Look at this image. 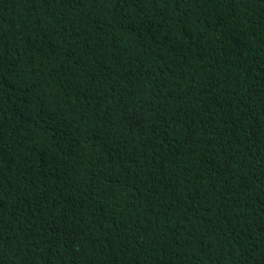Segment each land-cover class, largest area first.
<instances>
[{"label":"trees","instance_id":"16d2710c","mask_svg":"<svg viewBox=\"0 0 264 264\" xmlns=\"http://www.w3.org/2000/svg\"><path fill=\"white\" fill-rule=\"evenodd\" d=\"M0 264H264V0H0Z\"/></svg>","mask_w":264,"mask_h":264}]
</instances>
